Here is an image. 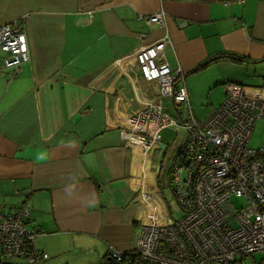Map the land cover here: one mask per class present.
I'll return each mask as SVG.
<instances>
[{"label":"crops","instance_id":"crops-1","mask_svg":"<svg viewBox=\"0 0 264 264\" xmlns=\"http://www.w3.org/2000/svg\"><path fill=\"white\" fill-rule=\"evenodd\" d=\"M158 10L164 25L145 23ZM16 21L30 57L3 68L0 50V194L17 198L0 206L29 208L39 264H72L69 250L117 264L109 248L132 249L140 222L164 213L156 144L120 134L158 93L128 57L168 34L166 61L188 82L217 68L213 84L264 88V0H0V27Z\"/></svg>","mask_w":264,"mask_h":264},{"label":"built area","instance_id":"built-area-1","mask_svg":"<svg viewBox=\"0 0 264 264\" xmlns=\"http://www.w3.org/2000/svg\"><path fill=\"white\" fill-rule=\"evenodd\" d=\"M165 18L158 10L144 21L163 26ZM170 42L164 34L128 57L144 80L157 83L158 93L127 117L120 134L129 144L133 136L153 142L160 152L161 130L177 125L164 112L163 99L170 98L175 109L188 105L182 125L187 136L173 157L168 178L182 215L173 219L162 199L164 213L140 222L134 247L125 252L110 247V255L117 264H264L253 259L248 263L254 253L264 254V139L258 148L248 143L256 121L264 120V88L224 82L223 102L200 125L191 113L187 89L180 84L182 68H171L166 61ZM0 50L5 53L3 68L17 70L29 59L21 21L0 27ZM29 213L23 204L7 210L0 206L1 264L17 258L24 264L48 259L35 247L39 231L26 226Z\"/></svg>","mask_w":264,"mask_h":264},{"label":"rangeland","instance_id":"rangeland-1","mask_svg":"<svg viewBox=\"0 0 264 264\" xmlns=\"http://www.w3.org/2000/svg\"><path fill=\"white\" fill-rule=\"evenodd\" d=\"M222 68L226 69L224 67H220V70H222ZM219 73V69L216 68L214 72L211 73V71H209L208 73H203L202 75L193 78L192 81L189 82L186 80L187 78L185 76L183 82H180V84L184 83L187 91L191 93V96L188 97L189 106L193 117L200 125L205 123L213 110L217 108L224 100L223 82L213 84V79L218 76ZM163 104L164 112L174 118L177 125L168 126L161 130L160 140L166 144L167 148L163 158H160V154L155 156L153 161L156 166L154 167L153 165L151 168L152 172L154 173V180L159 182L158 177L155 179V176L157 167H161L160 173L162 174L161 176L163 180L161 185L157 186V191L160 192L169 215L173 219H178L181 217L182 212L175 200L172 189L168 184L167 174L172 166L175 153L183 145L187 136V132L182 127V125L188 118V105L183 104L178 106L176 110L170 98L163 99ZM262 139H264V120L259 119L256 121L252 129L250 140L248 142L249 146L258 148L262 143ZM146 190L150 191L148 186H146ZM2 202L6 203V205H14L17 202V198L15 196L13 197L12 195L5 196L0 194V203ZM2 207L5 208V206ZM7 207L9 206H6V208ZM74 253V250L66 251L60 257V260L64 263L72 264H115L110 261H101L102 263H100V261L93 256V259H91V257L88 259L84 252L79 254L77 253V256ZM252 259L256 262L262 261L264 260V254L254 253L248 263H250ZM10 261H12L13 264H24V261L20 258L9 260L7 262L10 263Z\"/></svg>","mask_w":264,"mask_h":264},{"label":"trees","instance_id":"trees-1","mask_svg":"<svg viewBox=\"0 0 264 264\" xmlns=\"http://www.w3.org/2000/svg\"><path fill=\"white\" fill-rule=\"evenodd\" d=\"M220 56H222V55H220ZM223 56H224V57H228V58H230L231 60L236 61V62L245 61V58H243V57H238V56H235V55H233V54H224ZM217 57H218V56H217ZM217 57H215L214 59H216ZM208 62H209V61L205 62V63L202 64L200 67H204V66H206V65L208 64ZM157 177H158V180H160V178H161V173H160V171L158 172ZM168 178H169V172H168V174H167V181L169 180ZM162 180H163V179H162ZM168 184H169V182H168ZM0 264H1V263H0ZM2 264H8V262L2 263Z\"/></svg>","mask_w":264,"mask_h":264},{"label":"water","instance_id":"water-1","mask_svg":"<svg viewBox=\"0 0 264 264\" xmlns=\"http://www.w3.org/2000/svg\"><path fill=\"white\" fill-rule=\"evenodd\" d=\"M159 144V148H160V158H163V156L165 155V151H166V144H164L163 142L159 141L158 142ZM159 170V166L157 168V171Z\"/></svg>","mask_w":264,"mask_h":264}]
</instances>
